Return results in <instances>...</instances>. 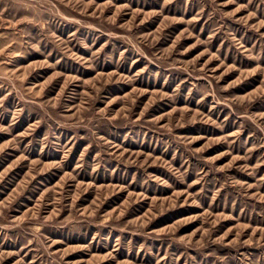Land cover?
Here are the masks:
<instances>
[{"label":"clouds","instance_id":"clouds-1","mask_svg":"<svg viewBox=\"0 0 264 264\" xmlns=\"http://www.w3.org/2000/svg\"><path fill=\"white\" fill-rule=\"evenodd\" d=\"M259 80L264 0H0V264H264Z\"/></svg>","mask_w":264,"mask_h":264},{"label":"rangeland","instance_id":"rangeland-1","mask_svg":"<svg viewBox=\"0 0 264 264\" xmlns=\"http://www.w3.org/2000/svg\"><path fill=\"white\" fill-rule=\"evenodd\" d=\"M135 6V5H134ZM159 5H155V4H149V5H146L144 6V10L147 12V11H152L154 8L158 7ZM178 14V13H177ZM154 20L156 19L155 17L153 18ZM159 23L160 21L159 20H156V23L155 25L153 26V28L149 29V30H154L155 27H158L159 26ZM181 27L180 25H173L172 28L175 30V34H179V31L181 30ZM195 49L192 50V53L195 54ZM31 62H35V60L31 61ZM139 69H137L138 71ZM230 82V81H229ZM264 83V80H259V81H256L255 84H251L249 85L245 92H240V93H237L238 95H245L247 94L248 92H253L255 91L257 88H259L261 86V84ZM260 105L261 106H264V101H261L260 102ZM10 118L9 114H5V119H8ZM29 121L27 120H21L17 126V130L18 132H22L24 130V128L27 126V123ZM200 130L199 129H195V130H192L190 132V134H196L197 132H199ZM211 135V134H210ZM7 140V137H5V140L3 141H0V144L6 142ZM37 149H38V145L36 146ZM222 151V146L221 145H216L215 146V150H210L211 154L213 156H217L219 155V152ZM40 158L42 160V166L43 165H48V164H51V163H54L55 162V158L53 156H51V154L49 155L48 158H44V157H40V153L39 151L37 150L36 152V155L34 157H32L30 160H29V164L33 163L36 161L37 158ZM221 162H226L225 158L221 157V160L218 161V163H221ZM13 163L12 160H9L7 162V164H11ZM7 164L5 166H7ZM0 171H3V169H0ZM13 171L15 172H18L19 175H20V179H23L24 176L27 175V169H24L23 171H21L19 168L17 169H13ZM45 176L47 177V174H45ZM63 177H57V179L55 181H53V183H59V180L62 179ZM0 190L3 191V195L4 196H7L10 192L9 189L5 188L4 186H0ZM125 199L127 198V196L124 197ZM153 199L156 198V195L155 193L153 194L152 196ZM120 203H123V200L119 201ZM193 213H186L185 216L187 215H192ZM177 218H184V217H177ZM86 243L85 240H82L80 238H77V237H69L66 239V247H70V248H75L76 251H73L70 256L68 257V259L70 260V264H91V258L87 255V254H82V249H83V245ZM6 251H9V252H12L14 251V249L12 247H6L5 248ZM95 255L97 256H101V255H104V253H96ZM129 259V256L127 253L124 254V256L118 258V262L117 264H126V261ZM103 264H107V261H104Z\"/></svg>","mask_w":264,"mask_h":264}]
</instances>
